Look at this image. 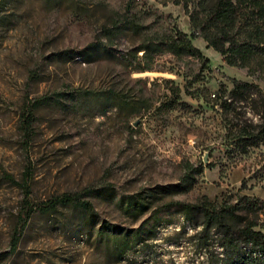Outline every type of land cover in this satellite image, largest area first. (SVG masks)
I'll use <instances>...</instances> for the list:
<instances>
[{
    "label": "rangeland",
    "instance_id": "374dc122",
    "mask_svg": "<svg viewBox=\"0 0 264 264\" xmlns=\"http://www.w3.org/2000/svg\"><path fill=\"white\" fill-rule=\"evenodd\" d=\"M174 1H1L0 264H208L198 219L170 204L264 201V143L240 151L230 138L258 117L245 102L219 105L233 80L264 95V68L227 65ZM174 28L205 61L169 52L161 41ZM41 96L51 99L26 145L23 104ZM26 168L32 202L80 194L93 215L36 212L11 250L23 192L5 175L21 182ZM136 233L116 258L109 238Z\"/></svg>",
    "mask_w": 264,
    "mask_h": 264
},
{
    "label": "trees",
    "instance_id": "16d2710c",
    "mask_svg": "<svg viewBox=\"0 0 264 264\" xmlns=\"http://www.w3.org/2000/svg\"><path fill=\"white\" fill-rule=\"evenodd\" d=\"M2 0H0L1 3ZM187 9L190 29L199 35L208 48H212L233 67L253 70L264 68V0H175ZM162 44L174 55H187L205 61L201 51L188 35L178 28L164 36ZM150 46L140 50L146 53ZM51 98L41 96L26 100L23 104L20 129L27 145L32 135L33 112ZM245 102L257 115L258 123L235 126L230 133L237 149L245 151L249 146L264 143V95L259 88L248 82L233 80L228 98L220 100L223 110L230 111L234 103ZM28 168L22 181L16 182L5 175V179L17 185L23 192L21 209L11 236V250H15L32 215L39 212L50 215L58 207H72L93 215L90 202L82 200L80 194H61L45 201L32 202L28 180ZM134 203L130 202L129 206ZM178 211L189 219H198L193 224L197 238L204 249L208 264H264V231L256 229L260 215L264 216V201L241 196L235 202L220 203L201 199L195 204L173 202ZM160 208L155 211L157 216ZM216 236V249L209 242ZM112 254L122 258L140 242L139 234L112 235L109 238Z\"/></svg>",
    "mask_w": 264,
    "mask_h": 264
}]
</instances>
